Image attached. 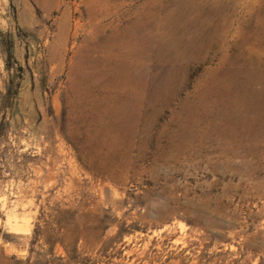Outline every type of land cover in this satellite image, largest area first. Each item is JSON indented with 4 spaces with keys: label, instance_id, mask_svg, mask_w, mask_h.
I'll list each match as a JSON object with an SVG mask.
<instances>
[{
    "label": "rangeland",
    "instance_id": "1",
    "mask_svg": "<svg viewBox=\"0 0 264 264\" xmlns=\"http://www.w3.org/2000/svg\"><path fill=\"white\" fill-rule=\"evenodd\" d=\"M0 264H264V0H0Z\"/></svg>",
    "mask_w": 264,
    "mask_h": 264
}]
</instances>
